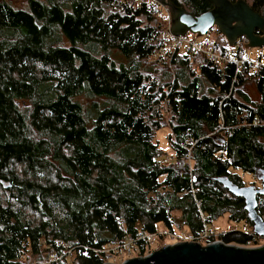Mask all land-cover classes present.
Here are the masks:
<instances>
[{
	"label": "trees",
	"instance_id": "obj_1",
	"mask_svg": "<svg viewBox=\"0 0 264 264\" xmlns=\"http://www.w3.org/2000/svg\"><path fill=\"white\" fill-rule=\"evenodd\" d=\"M172 1L195 15L211 8ZM248 3L264 16V0ZM165 21L150 0H0V264L67 249L49 264H101L105 245L160 223L199 233L227 213L252 225L218 179L242 186L237 170L264 169V67L162 52ZM209 32L219 52L245 51ZM166 123L172 155L156 140Z\"/></svg>",
	"mask_w": 264,
	"mask_h": 264
},
{
	"label": "water",
	"instance_id": "obj_2",
	"mask_svg": "<svg viewBox=\"0 0 264 264\" xmlns=\"http://www.w3.org/2000/svg\"><path fill=\"white\" fill-rule=\"evenodd\" d=\"M165 7L169 16L168 32L173 36L195 34L205 36L216 28L231 47L244 38V47L264 48V17L254 11L247 0H208L211 8L200 14L187 12L172 0H154ZM230 193L241 195L245 210L252 222L253 232L264 238V217L257 211V196L264 197V169L261 187L237 186L219 178ZM110 264V263H105ZM122 264H264V243L245 246L215 241L165 244L148 255L125 260Z\"/></svg>",
	"mask_w": 264,
	"mask_h": 264
},
{
	"label": "built area",
	"instance_id": "obj_3",
	"mask_svg": "<svg viewBox=\"0 0 264 264\" xmlns=\"http://www.w3.org/2000/svg\"><path fill=\"white\" fill-rule=\"evenodd\" d=\"M141 1V0H137ZM155 3L154 0H150ZM230 47V46H229ZM177 48H183L186 52L197 51L204 54L208 59L218 65H225L232 63L235 65L236 71H243L246 64L252 68L264 67V53H259L254 58L251 57L246 51L238 53L236 50L219 52L215 49L214 44H210L206 36L198 37L195 34H186L185 36H173L168 30H166V36L164 37V45L162 52L168 50H175ZM264 217V216H263ZM119 221V220H117ZM170 230V229H168ZM162 234L166 235V231L143 233L139 232L138 236L128 235L126 238L118 244H108L101 249L103 262L101 264H122L125 260L134 257H141L150 254L154 250L158 249L154 247L157 240H160ZM215 232L211 231L206 225L199 233H193L190 230L174 231L170 230L167 235L170 242L167 244H174L178 242L190 241L199 242L202 245L212 243L215 241H222L220 238L215 239ZM220 237V236H219ZM142 241L145 244V250L141 252V247L138 242ZM223 242V241H222ZM60 245L59 242H57ZM70 253V249L64 251L62 255L55 252L51 253L49 258L43 262V264H49L54 261H58L61 257Z\"/></svg>",
	"mask_w": 264,
	"mask_h": 264
},
{
	"label": "rangeland",
	"instance_id": "obj_4",
	"mask_svg": "<svg viewBox=\"0 0 264 264\" xmlns=\"http://www.w3.org/2000/svg\"><path fill=\"white\" fill-rule=\"evenodd\" d=\"M8 1H11L15 6H18V7H23L26 4V0H8ZM248 2H249V0H248ZM160 7L162 9V13L164 15V18L167 20V21H165V23L167 24L166 30H168L169 16H168L167 9L165 7H162V6H160ZM205 36L208 39H211L213 34L211 32H208V33H206ZM242 44L245 45V41ZM244 50L249 55H251L252 58H254V56H256L257 54H259L261 52L264 53V49H262V48L244 47ZM171 51H173V49H171ZM158 63H156L157 66L159 65ZM196 64L197 63L195 62L193 65H196ZM248 87H249L248 92L251 95V97L254 98V99H257L258 95L256 96L254 85L251 84ZM164 119L166 121L169 119V114H168L167 111L164 112ZM170 136H171V131H170L169 126H168L167 123L165 124V126L162 129H160L156 133V140H158V143L160 144V147L164 151H166V153H168V155L174 154V152L171 150L170 144H169V140L174 139V137L173 136L170 137ZM237 171H238V173L241 176V179L243 181V185H254L255 187H261V184H260L261 180L259 178L261 173H258L257 175H252V174H248V173H243L240 170H237ZM176 214H177V216L179 215L177 212H176ZM30 216L35 218L36 221H38V219H37V217L35 215L30 214ZM208 228L211 229V231H214L216 233L214 237H215V239H218V240H219V238H220L219 236L221 234H223V233H225L227 231H232L235 228L236 229L240 228L241 230L246 231V233H248V234L252 233V235H253V233H254L253 229H252V225L244 224L243 221H240V222L232 221L231 219H229L227 213L219 216L218 218L213 219L212 222L209 223ZM157 231L163 232V233L166 231V235L162 234L161 236L163 238H161V236H160V240H157V242L154 245V247L158 246L157 248H160L163 245H165L168 242H170V239H169V237L167 235V233L170 230H168V228H166L164 224L160 223V224L157 225ZM253 239H255L256 241L250 242L249 244H247L245 246H250V247L251 246H258V245H261L262 243H264V238L256 235L255 233H254ZM230 243L237 244L236 242H230ZM238 245H241V244H238ZM27 253L28 252H26V255H25L26 259H25L24 263L29 261L28 264H43V262L45 261V260L41 261L40 263L39 262H33L34 261V257H32L30 254L28 255Z\"/></svg>",
	"mask_w": 264,
	"mask_h": 264
},
{
	"label": "flooded vegetation",
	"instance_id": "obj_5",
	"mask_svg": "<svg viewBox=\"0 0 264 264\" xmlns=\"http://www.w3.org/2000/svg\"><path fill=\"white\" fill-rule=\"evenodd\" d=\"M264 17V16H263ZM244 41V38H240V39H238V41H237V43L238 42H240L239 44L244 48V46H243V44H242V42ZM262 49H264L263 47H262ZM261 53H263V52H261ZM261 175H262V173L260 174V176H259V178H260V180H261ZM261 185H262V180H261V183H260ZM254 186V185H253ZM255 187V186H254ZM259 188V187H258ZM258 196H261V195H258Z\"/></svg>",
	"mask_w": 264,
	"mask_h": 264
}]
</instances>
